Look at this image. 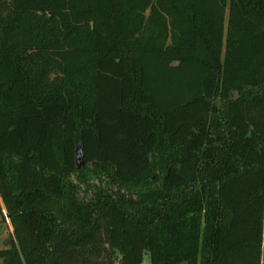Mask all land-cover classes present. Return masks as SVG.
Wrapping results in <instances>:
<instances>
[{
	"label": "trees",
	"instance_id": "obj_1",
	"mask_svg": "<svg viewBox=\"0 0 264 264\" xmlns=\"http://www.w3.org/2000/svg\"><path fill=\"white\" fill-rule=\"evenodd\" d=\"M0 197V264H264V0H0Z\"/></svg>",
	"mask_w": 264,
	"mask_h": 264
},
{
	"label": "rangeland",
	"instance_id": "obj_2",
	"mask_svg": "<svg viewBox=\"0 0 264 264\" xmlns=\"http://www.w3.org/2000/svg\"><path fill=\"white\" fill-rule=\"evenodd\" d=\"M82 161V159H81ZM88 166V161L82 168ZM1 209H0V249L10 247V240L13 237V227L10 220V215L3 204L0 197ZM1 261V260H0ZM116 264H119L118 262ZM143 264H150V255L145 254Z\"/></svg>",
	"mask_w": 264,
	"mask_h": 264
},
{
	"label": "water",
	"instance_id": "obj_3",
	"mask_svg": "<svg viewBox=\"0 0 264 264\" xmlns=\"http://www.w3.org/2000/svg\"><path fill=\"white\" fill-rule=\"evenodd\" d=\"M86 162H87V159L85 158L83 151L79 150L78 156H77V167L81 169L85 165Z\"/></svg>",
	"mask_w": 264,
	"mask_h": 264
}]
</instances>
